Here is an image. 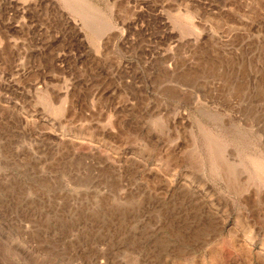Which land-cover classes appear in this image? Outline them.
Segmentation results:
<instances>
[{"label": "rangeland", "instance_id": "obj_1", "mask_svg": "<svg viewBox=\"0 0 264 264\" xmlns=\"http://www.w3.org/2000/svg\"><path fill=\"white\" fill-rule=\"evenodd\" d=\"M263 167L264 0H0V264H264Z\"/></svg>", "mask_w": 264, "mask_h": 264}, {"label": "bare ground", "instance_id": "obj_2", "mask_svg": "<svg viewBox=\"0 0 264 264\" xmlns=\"http://www.w3.org/2000/svg\"><path fill=\"white\" fill-rule=\"evenodd\" d=\"M102 23H103V22H102ZM102 23H101V26L106 24V23H105V24H102ZM94 24H95V23H94ZM106 25H108V24H106ZM98 27L100 28L99 25H98ZM107 27H109V26H104V27H102V28H107ZM102 28H100V29L102 30ZM96 29H98V28L96 27ZM92 31H93V30H92ZM103 31H104V30H103ZM259 162H260V161H259ZM262 164H263V163H262ZM263 168H264V167H263ZM261 170H262V169H261ZM263 174H264V173H263Z\"/></svg>", "mask_w": 264, "mask_h": 264}]
</instances>
